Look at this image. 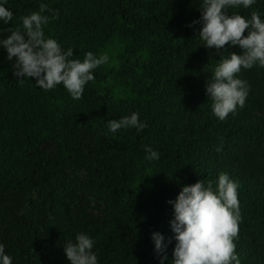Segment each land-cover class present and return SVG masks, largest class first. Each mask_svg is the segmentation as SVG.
I'll use <instances>...</instances> for the list:
<instances>
[{
  "label": "trees",
  "instance_id": "obj_1",
  "mask_svg": "<svg viewBox=\"0 0 264 264\" xmlns=\"http://www.w3.org/2000/svg\"><path fill=\"white\" fill-rule=\"evenodd\" d=\"M42 3L50 9L45 37L72 48L71 59L83 61L88 52L109 59L75 100L63 85L46 91L35 78L19 83L15 58L0 47V244L13 264H49L55 243L43 227L51 215L65 223L69 241L79 233L95 241L98 264H161L147 245L174 219L168 201L199 180L213 181L215 190L221 173L238 185L239 226L264 239V68L241 70L238 78L250 86L246 102L219 120L193 61L206 56L214 73L223 57L242 50L207 49L196 35L202 24L189 27L201 19L202 0H0L13 13L9 23L0 21V39L9 28L23 30L21 18ZM225 11L246 19L256 11L264 20V0ZM133 113L147 125L142 132L107 128ZM146 146L158 160L146 159ZM72 167L88 178L72 177ZM33 191L19 213L12 197ZM88 198L103 205L102 220L91 221ZM166 240L171 264L176 241ZM234 243L240 264H264V244L243 236Z\"/></svg>",
  "mask_w": 264,
  "mask_h": 264
},
{
  "label": "clouds",
  "instance_id": "obj_2",
  "mask_svg": "<svg viewBox=\"0 0 264 264\" xmlns=\"http://www.w3.org/2000/svg\"><path fill=\"white\" fill-rule=\"evenodd\" d=\"M255 2L202 0L201 19L189 25L202 24L196 35L205 42L207 49L220 51L231 44L242 50V54L232 53L227 58L223 57L206 84L212 112L221 121L246 102L250 86L238 78L241 70L256 65L264 68V20L260 14L253 11L251 18L246 19L240 14L229 16L225 11L229 7L243 6L247 9ZM47 11L50 9L42 3L39 11L23 16V30L9 28L10 35L0 39V47L6 49L9 61L15 58L13 75L19 83H23L25 77L35 78L36 86L46 91L63 85L73 99L79 100L88 82L95 79L93 71L109 58L106 54L97 57L88 52L83 61L71 59L74 55L72 48L65 52L55 39L45 37L43 26L49 22V17L43 13ZM58 15L56 11L52 18ZM12 19L13 13L0 4V21L7 24ZM146 127L140 122L138 113L107 122L112 133L128 128L142 132ZM145 152L148 153L146 159H159L158 152L151 146H146ZM213 183L209 180L205 186V182L199 180L194 185L184 186L175 201H168L174 207V219L170 225L176 241L171 264H240L234 243L241 219L238 185L226 173L219 175L215 190ZM164 239L159 233L153 234L161 264L168 261ZM94 244L95 241L86 233H79L74 242L64 244L70 264H98ZM0 264H13L12 258L5 254L3 244H0Z\"/></svg>",
  "mask_w": 264,
  "mask_h": 264
},
{
  "label": "rangeland",
  "instance_id": "obj_3",
  "mask_svg": "<svg viewBox=\"0 0 264 264\" xmlns=\"http://www.w3.org/2000/svg\"><path fill=\"white\" fill-rule=\"evenodd\" d=\"M193 65L195 66L194 71L196 76L200 81H204L205 83L212 78V71L209 67V62L206 56L201 55L198 59L193 61ZM70 174L72 177L87 179L88 173L82 167H72L70 169ZM264 182V179H263ZM36 196V191H33L29 195L18 198L12 197V204L19 210V213H25L28 210L29 201L34 199ZM84 208L86 213L89 215L92 222H98L103 218V205L98 203L92 198L84 199L83 201ZM74 209V208H73ZM74 217L77 219H82V214L75 209ZM43 232L46 237L53 238L55 247L49 253V264H70V261L67 259L64 244H66L69 239L66 233V225L65 223L57 216L51 215L49 217V222L45 224L43 227ZM164 243L166 244L169 237L174 238V233L172 232L171 225L168 223L166 231L163 233ZM239 236L246 237L250 240V242L262 245L264 244L263 237L254 229L244 230L239 226ZM176 244V242H175ZM147 253L152 256L155 260L160 262V257L155 251V243L153 240V236L148 240L147 245Z\"/></svg>",
  "mask_w": 264,
  "mask_h": 264
}]
</instances>
